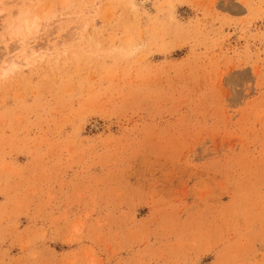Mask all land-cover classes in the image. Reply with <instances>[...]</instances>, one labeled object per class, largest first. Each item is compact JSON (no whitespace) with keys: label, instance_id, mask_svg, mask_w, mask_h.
I'll use <instances>...</instances> for the list:
<instances>
[{"label":"rangeland","instance_id":"obj_1","mask_svg":"<svg viewBox=\"0 0 264 264\" xmlns=\"http://www.w3.org/2000/svg\"><path fill=\"white\" fill-rule=\"evenodd\" d=\"M24 19L0 264H264V0H0V68Z\"/></svg>","mask_w":264,"mask_h":264},{"label":"bare ground","instance_id":"obj_2","mask_svg":"<svg viewBox=\"0 0 264 264\" xmlns=\"http://www.w3.org/2000/svg\"><path fill=\"white\" fill-rule=\"evenodd\" d=\"M17 16H19V15H17ZM74 19V18H73ZM25 20V19H24ZM47 21V20H46ZM62 21V20H61ZM28 22H29V20H28ZM28 22H27V19L23 22V28H24V30L22 29V28H20L19 27V24H18V26H17V24L15 25V27L13 28V33H14V31H15V35H18L19 36V43L22 41V43L21 44H19L18 46L21 48V49H25V52H24V54L25 55H19V57H17L18 58V61L20 62H16L15 60H17V58L15 57V58H10V60H7L8 58H6V60L7 61H5V59H4V63H3V66H1V71H2V73H1V77H7V76H9L10 75V73H12V72H14V70L15 69H17V67L19 66V65H21L22 63H25L26 64V66H27V64H29V60H32L33 61V59L38 55V54H41L42 52H43V49H36L35 47H33V46H31V43H29V42H27L26 40H25V38H24V36H31L32 35V33H33V31H34V29L36 28L34 25L36 24V21H35V23L34 22H31V25L32 24H34V25H30L29 26V24H28ZM60 24V23H59ZM81 26H83V25H81ZM15 29V30H14ZM36 30V29H35ZM24 31V32H23ZM31 39V38H30ZM33 40V39H32ZM15 44V43H14ZM43 45H45L46 46V43L45 44H43ZM14 46H17V45H14ZM49 47V46H48ZM11 49V48H10ZM17 49H19V48H17ZM16 50V49H15ZM17 51V50H16ZM11 52H14L15 53V51L13 50V51H11ZM4 53V52H3ZM45 54H47V55H54V53H51V51L49 52V50L47 51V52H44L43 53V56L45 55ZM10 55V54H9ZM11 56V55H10ZM15 56V55H14ZM17 56V55H16ZM42 56V55H41ZM21 61H20V60ZM2 60V59H1ZM31 61V62H32ZM0 71V72H1Z\"/></svg>","mask_w":264,"mask_h":264}]
</instances>
